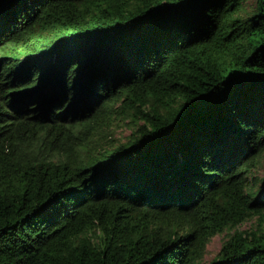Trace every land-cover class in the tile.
Instances as JSON below:
<instances>
[{
	"label": "trees",
	"instance_id": "16d2710c",
	"mask_svg": "<svg viewBox=\"0 0 264 264\" xmlns=\"http://www.w3.org/2000/svg\"><path fill=\"white\" fill-rule=\"evenodd\" d=\"M245 1L0 0V264H264Z\"/></svg>",
	"mask_w": 264,
	"mask_h": 264
},
{
	"label": "rangeland",
	"instance_id": "374dc122",
	"mask_svg": "<svg viewBox=\"0 0 264 264\" xmlns=\"http://www.w3.org/2000/svg\"><path fill=\"white\" fill-rule=\"evenodd\" d=\"M243 6L245 8V11H242L240 14L245 15L246 17L251 16L254 14V11L256 9V0H246L243 3ZM7 44L0 47V56L4 53ZM132 132L130 125L128 123H117L114 125V129H112L110 132L107 133L108 136V142H105L102 144V146L108 145H117L120 143H123L127 140L128 136ZM253 174L255 176H258L260 178L264 177V154L260 159V165L259 168H257ZM253 226V222H248L241 226V230H249ZM230 233L227 231L216 235L211 239L207 246V252L205 254L204 260L202 264H209L211 263L219 253L223 243L228 239Z\"/></svg>",
	"mask_w": 264,
	"mask_h": 264
}]
</instances>
